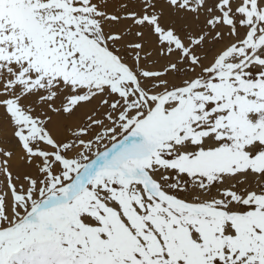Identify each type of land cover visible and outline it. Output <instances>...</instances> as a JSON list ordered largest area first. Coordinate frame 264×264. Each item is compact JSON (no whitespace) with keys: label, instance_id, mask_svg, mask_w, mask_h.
<instances>
[{"label":"snow or ice","instance_id":"obj_1","mask_svg":"<svg viewBox=\"0 0 264 264\" xmlns=\"http://www.w3.org/2000/svg\"><path fill=\"white\" fill-rule=\"evenodd\" d=\"M0 264H264V0H0Z\"/></svg>","mask_w":264,"mask_h":264}]
</instances>
